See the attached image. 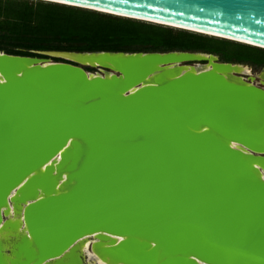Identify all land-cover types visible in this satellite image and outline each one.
<instances>
[{
	"label": "water",
	"instance_id": "obj_1",
	"mask_svg": "<svg viewBox=\"0 0 264 264\" xmlns=\"http://www.w3.org/2000/svg\"><path fill=\"white\" fill-rule=\"evenodd\" d=\"M39 1L264 49V0ZM32 52L0 50V228L9 202L24 228L0 264H87L75 242L98 232L110 264H264V89L236 62ZM196 54L215 60L180 73Z\"/></svg>",
	"mask_w": 264,
	"mask_h": 264
},
{
	"label": "trees",
	"instance_id": "obj_2",
	"mask_svg": "<svg viewBox=\"0 0 264 264\" xmlns=\"http://www.w3.org/2000/svg\"><path fill=\"white\" fill-rule=\"evenodd\" d=\"M0 50L202 51L264 67V49L39 0H0Z\"/></svg>",
	"mask_w": 264,
	"mask_h": 264
},
{
	"label": "bare ground",
	"instance_id": "obj_3",
	"mask_svg": "<svg viewBox=\"0 0 264 264\" xmlns=\"http://www.w3.org/2000/svg\"><path fill=\"white\" fill-rule=\"evenodd\" d=\"M66 56H70L69 58L77 59L85 64H95L93 61L91 62L90 60H84L79 59L77 55H71L68 54ZM194 57H206L209 59L208 62L205 63H190L185 66H181L178 68L179 72L182 73L183 71L186 70H194V71H202L209 69L211 66V63L214 62L215 58L214 57H209L207 55L203 54H196ZM53 60L50 61H45V63H50ZM218 61H220L218 59ZM91 62V63H90ZM178 63H172V64H165L164 69H169L171 67L177 66ZM249 65L246 64H241V63H232L229 65L226 69V71L223 72L225 77L230 78L232 80H237L242 83H251L255 84L256 86L262 87L264 89V69L260 70L256 74H253L251 71V68H249ZM85 69V68H84ZM86 70V69H85ZM86 72L90 75H97V72H90L86 70ZM107 74L110 75V71H107ZM247 76L248 78H244L243 76ZM256 78L259 79V83L256 84L254 81ZM261 175L264 177V171L261 170ZM12 192H10V195ZM22 209H23V204L19 205L17 204L16 207H14L12 202H9L7 205L2 207V210L5 212L6 219H8L10 224H15V229H10L9 225L6 226V228H0V244L2 245L3 248H7L11 242L10 240L17 234H22L24 228L22 223L19 221V219L22 218ZM5 219V218H4ZM1 227V226H0ZM14 228V227H13ZM103 234L101 232L98 233H92L90 235H84L81 238H79L75 243V251L78 253H81L84 256V260L87 264H110L107 256H104V260L102 259L100 253H99V247H106L109 246L110 243L108 240L110 239L107 238L105 240H101V243L99 246L98 244V238L97 236ZM113 237V236H112ZM117 239H120V237H115L113 241H116ZM114 264H123V263H114ZM201 264H207V263H201Z\"/></svg>",
	"mask_w": 264,
	"mask_h": 264
},
{
	"label": "rangeland",
	"instance_id": "obj_4",
	"mask_svg": "<svg viewBox=\"0 0 264 264\" xmlns=\"http://www.w3.org/2000/svg\"><path fill=\"white\" fill-rule=\"evenodd\" d=\"M52 60H56V59H52ZM219 60L220 61H223L222 60V58L219 56ZM246 65H249L251 68H252V73L253 74H256V72H258V71H260L261 70V68H259V67H255L254 65H251V64H249V63H246ZM249 67V68H250ZM86 70H88V71H90V72H95V68H89V67H87V68H85ZM255 72V73H254ZM244 78H248L247 76H243ZM256 84H258L260 81H259V79H256L255 81H254Z\"/></svg>",
	"mask_w": 264,
	"mask_h": 264
},
{
	"label": "flooded vegetation",
	"instance_id": "obj_5",
	"mask_svg": "<svg viewBox=\"0 0 264 264\" xmlns=\"http://www.w3.org/2000/svg\"><path fill=\"white\" fill-rule=\"evenodd\" d=\"M250 68H251V67H250ZM260 68L262 69V68H264V67H260ZM251 70H252V68H251ZM258 72H259V71H258ZM254 73H255V72H254ZM256 73H257V72H256ZM256 79H258V78H256Z\"/></svg>",
	"mask_w": 264,
	"mask_h": 264
}]
</instances>
